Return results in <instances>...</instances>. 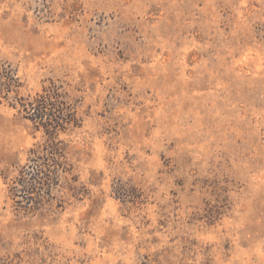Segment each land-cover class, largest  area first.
Wrapping results in <instances>:
<instances>
[{
    "label": "rangeland",
    "instance_id": "obj_1",
    "mask_svg": "<svg viewBox=\"0 0 264 264\" xmlns=\"http://www.w3.org/2000/svg\"><path fill=\"white\" fill-rule=\"evenodd\" d=\"M0 264H264V0H0Z\"/></svg>",
    "mask_w": 264,
    "mask_h": 264
},
{
    "label": "trees",
    "instance_id": "obj_2",
    "mask_svg": "<svg viewBox=\"0 0 264 264\" xmlns=\"http://www.w3.org/2000/svg\"><path fill=\"white\" fill-rule=\"evenodd\" d=\"M21 100H23L21 104L27 118L37 128H43L49 137L48 141L51 146V151L49 152L54 156L56 167H59L61 165L59 157L63 155L56 141V135L59 132L67 130L69 126H79L80 122L74 100L71 99L69 92L62 85H57L56 83H52L33 99ZM45 168H47L45 164H36L29 167L36 183H42L43 176L41 175L46 173L44 171ZM48 171L49 173L47 174H55L57 172L56 168L49 169Z\"/></svg>",
    "mask_w": 264,
    "mask_h": 264
}]
</instances>
